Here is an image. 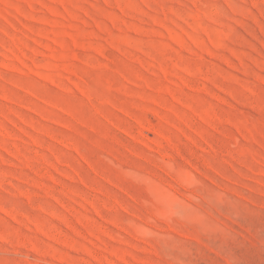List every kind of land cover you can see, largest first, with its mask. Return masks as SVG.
Wrapping results in <instances>:
<instances>
[{"label":"rangeland","instance_id":"rangeland-1","mask_svg":"<svg viewBox=\"0 0 264 264\" xmlns=\"http://www.w3.org/2000/svg\"><path fill=\"white\" fill-rule=\"evenodd\" d=\"M0 264H264V0H0Z\"/></svg>","mask_w":264,"mask_h":264}]
</instances>
